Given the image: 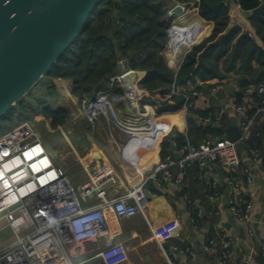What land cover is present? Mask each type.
<instances>
[{"label":"built area","instance_id":"built-area-1","mask_svg":"<svg viewBox=\"0 0 264 264\" xmlns=\"http://www.w3.org/2000/svg\"><path fill=\"white\" fill-rule=\"evenodd\" d=\"M168 15L176 16L170 15L169 11ZM206 23L209 26L207 29L211 30L212 23ZM179 26L171 22L165 49L166 59L175 71L196 42L189 36V30L180 34ZM130 72L135 73V70L124 62L113 80L122 83L123 77ZM202 85L199 79L186 85L173 82L170 87L172 94L184 98L180 109L161 113L142 112L136 114L134 121L117 120L114 105L127 97L132 98L137 89L135 84L125 89L124 94L107 89L98 92L92 99L84 97L80 109L91 127L97 124L100 115H105L117 121L130 135H159L155 147L158 150L163 138L173 135L177 129L174 118L166 115L181 114L186 121L191 116L203 126H219L224 115L235 119L240 132L237 140L227 138V133L207 136L196 143L190 142L186 136L181 146L172 140L171 146L178 151V156L171 152L159 159L153 164L149 178L156 180L157 173L166 172L172 166L177 167L183 176L187 167L196 165L201 178L215 187L218 180L211 178L208 167L212 163L218 164L226 171L225 183L231 190L232 195L228 199L230 211L243 224L251 247L236 264H257L253 258L259 241L256 232L258 220L253 214L254 196L250 189L256 182L257 173L264 185V139L261 148L256 144L248 145L246 140L253 131L259 135V127L264 124V83L246 86L240 99L228 93V89L224 90L227 96L222 99L219 88L211 87V96L219 99L213 111L208 109L213 105L200 88ZM147 94H141L139 99ZM198 99L201 103L196 102ZM197 109L206 112L195 113ZM191 110L193 114L189 113ZM183 133L187 135V127ZM83 172L84 179L73 185L65 169L55 164L40 135L29 122H22L0 136V264H122L128 260L127 247L115 238L122 233L120 221L143 212L147 206L145 182L129 189L124 195L109 197L107 190L116 180L109 164L83 165ZM214 195L208 196L209 214L217 213ZM202 213V209L197 210L198 215ZM193 218L192 222L195 221ZM172 229L173 224L169 222L155 232L163 238ZM6 232L11 237L6 236ZM236 245V238L221 228L217 236L207 239L201 252L206 253L212 246H220L222 250L217 254V262L226 264L232 258ZM83 247H90L95 254L78 260L80 253L76 250L81 251ZM259 247L260 255H264V245ZM186 252L191 259H197L194 249L188 247Z\"/></svg>","mask_w":264,"mask_h":264},{"label":"crops","instance_id":"crops-1","mask_svg":"<svg viewBox=\"0 0 264 264\" xmlns=\"http://www.w3.org/2000/svg\"><path fill=\"white\" fill-rule=\"evenodd\" d=\"M192 8L197 11V8ZM203 25L205 27V24ZM211 30L195 41L202 40L210 34ZM144 74L143 70H135V73H132V76L128 75L122 83L116 81L122 90L121 94H124L127 87H133L134 84L137 88L131 98L133 101L131 109H128L125 101L114 105L117 120L133 119L134 121L136 114L157 112L148 100L144 99L148 97L149 92L139 86ZM113 78L114 76L111 81H115ZM51 83L55 85L58 95L51 98L45 93L48 103L51 107L66 106L70 112L63 124L56 128L52 127L50 120L42 115L45 131L61 134L59 137L62 141L55 146L58 153H51L46 142L41 136L40 138L55 164L65 169L72 184L76 186L84 179L83 165L92 166L102 162L109 164L111 173L116 177L107 190L109 197L124 195L129 189L145 182L148 203L144 211L138 212L133 217L124 218L119 223L122 233L115 240L123 243L128 249V260L122 264H218L217 254L221 252V247L212 246L206 253L201 252V247L208 238L217 236L221 228L233 235L237 241L232 258L226 264H236L247 255L251 249L250 242L245 235L243 224L238 222L230 211L228 199L232 194L229 185L225 183L224 169L216 163L209 165L208 172L211 178L218 180L215 187L201 178L196 165L187 167L183 176L179 174L177 167L172 166L166 172L157 173L156 180L149 178L153 164L164 158L161 157L162 143L159 145V150L150 147L151 145L156 147L159 141L156 136H149L148 133H142L139 136L130 135L117 121L105 115H100L97 124L91 127L80 109L82 98L72 93V80L49 78L48 84ZM144 93L148 94L139 99ZM221 93L220 98L227 96L226 91L223 90ZM228 93L231 94L230 91ZM209 98L213 106L218 103L219 99L211 95ZM196 102L201 103V99ZM176 115V113L166 115L168 118H174V122L177 123V129L170 137L176 140V137L182 135L185 137V142L186 136L188 137V121L181 114ZM231 119L233 118H229L228 124L223 129V134L227 133L226 129ZM194 122L197 123L195 120ZM186 127L187 135L183 133ZM38 134L40 135L39 132ZM163 151L167 154L174 152L176 157L179 154L172 148L171 142ZM260 180V175L257 173L256 182L250 189L254 196L253 214L258 220L256 232L259 240L255 247L257 254L253 260L257 264H264V255H260L259 247L264 245V185ZM211 194H215L217 204L215 214L208 212V196ZM198 209H202L201 215L197 214ZM193 217L195 221L192 222ZM169 222L173 224L171 233L163 238L158 237L156 229H161ZM188 247L196 251L197 259H191L186 252ZM89 248L83 247L80 248L81 251L76 250L80 253L77 259L92 257L95 250ZM259 257H263L262 263L258 260Z\"/></svg>","mask_w":264,"mask_h":264},{"label":"trees","instance_id":"trees-1","mask_svg":"<svg viewBox=\"0 0 264 264\" xmlns=\"http://www.w3.org/2000/svg\"><path fill=\"white\" fill-rule=\"evenodd\" d=\"M177 2L186 8L193 2L198 17L210 21L213 27L209 35L191 46L175 71L164 53L168 43L167 29L172 20L168 11ZM231 12H234L233 18ZM197 33L191 30L189 36L196 38ZM120 60L133 70L145 71L139 86L149 92L144 99L158 113L179 110L183 104L184 98L170 91L173 82L186 85L199 79L207 98L211 95L210 88L215 86L219 88V97L228 87L240 99L246 86L264 83V1L101 0L82 32L46 77L71 79L72 93L80 98H93L108 88L121 94L117 82L111 81L119 73ZM44 90L51 98L58 95L53 83H47ZM39 103L43 106L42 115L54 128L63 124L70 112L63 105L51 107L45 96ZM208 109L213 111L215 106ZM11 111L5 117L10 116ZM204 111L197 109L195 113ZM189 113L193 114V110ZM229 118L224 115L219 126H203L188 117L189 141L196 143L207 136H222ZM259 131V135L252 132L246 140L248 145L262 147L264 124ZM175 139L180 146L184 144V136ZM172 140L170 136L163 138V150ZM163 150L161 157L167 155ZM258 260L262 263L263 257Z\"/></svg>","mask_w":264,"mask_h":264},{"label":"water","instance_id":"water-1","mask_svg":"<svg viewBox=\"0 0 264 264\" xmlns=\"http://www.w3.org/2000/svg\"><path fill=\"white\" fill-rule=\"evenodd\" d=\"M100 1L0 0V120L46 76ZM183 13L179 3L169 10L170 15ZM123 64L118 63L119 69ZM125 103L132 108L130 97ZM229 124L227 138L235 141L240 137L236 120Z\"/></svg>","mask_w":264,"mask_h":264},{"label":"rangeland","instance_id":"rangeland-1","mask_svg":"<svg viewBox=\"0 0 264 264\" xmlns=\"http://www.w3.org/2000/svg\"><path fill=\"white\" fill-rule=\"evenodd\" d=\"M184 6V5H183ZM185 7V6H184ZM186 8V7H185ZM185 12L187 13L186 16H189L192 12L194 17H198L196 12L193 10L191 6L187 7ZM198 13V12H197ZM172 20L171 22L180 24V21L178 20V16H171ZM199 18V17H198ZM196 21V18L194 19ZM202 21V20H201ZM198 23V26L194 28L197 32L200 30L202 31V34L205 35L207 29L204 27L203 24L208 25L205 21H202L203 24L197 19L196 21ZM199 36V33H197ZM201 35V34H200ZM197 36V37H198ZM195 39V38H193ZM165 54V53H164ZM48 83V77L44 76L41 78V80L34 86V88L30 91L28 95L25 96V98L20 102L17 103L12 111L10 112V116H6L5 118L0 120V136L3 135L6 131L13 128L14 126H17L18 124L22 122H29L37 132L40 133V136L45 144H47V148L51 153H58L55 149V146L62 141V139L59 137L61 135L60 133H47L44 129V123L42 119V108L43 106L39 103V99L45 96V85ZM226 89L229 90L227 87ZM54 105V102L52 103ZM22 108V109H21ZM25 110V111H23ZM65 142V140H64ZM57 155V154H56ZM6 236L11 237V235L6 232Z\"/></svg>","mask_w":264,"mask_h":264},{"label":"bare ground","instance_id":"bare-ground-1","mask_svg":"<svg viewBox=\"0 0 264 264\" xmlns=\"http://www.w3.org/2000/svg\"><path fill=\"white\" fill-rule=\"evenodd\" d=\"M186 12L185 13H183L182 15H180V17L178 18V20L180 21L179 23H181V26H179V27H177V29H178V32L180 33V34H184V32H185V30H189V31H193V30H195L194 28H196V26H198V23L196 22L197 21V19L200 21V22H202L201 21V19L200 18H198V17H194L193 16V14H192V12L190 13V15L189 16H186ZM193 18L195 19L196 18V21H194L193 20ZM203 23V22H202ZM207 26L208 25H205V27H206V29H207ZM209 27V26H208ZM196 31V30H195ZM209 32V29H207V31H206V33L205 34H207ZM199 36L198 37H196L195 39H198L199 37H201L202 35H204V34H202V31L200 30L199 32ZM179 34V35H180ZM201 34V35H200ZM156 138L159 140V135H156ZM152 149L153 148H155V146L154 145H151L150 146ZM150 148V149H151Z\"/></svg>","mask_w":264,"mask_h":264}]
</instances>
